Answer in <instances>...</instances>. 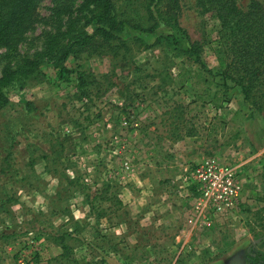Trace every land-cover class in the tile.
<instances>
[{
  "label": "rangeland",
  "instance_id": "obj_1",
  "mask_svg": "<svg viewBox=\"0 0 264 264\" xmlns=\"http://www.w3.org/2000/svg\"><path fill=\"white\" fill-rule=\"evenodd\" d=\"M114 1L129 22L95 52L50 51L71 24L91 31L84 0H37L0 47V75L39 62L0 109V264H250L264 253V111L220 74L221 21L178 0V26L146 32V0ZM205 158L237 172L229 216L197 212L182 183Z\"/></svg>",
  "mask_w": 264,
  "mask_h": 264
},
{
  "label": "trees",
  "instance_id": "obj_2",
  "mask_svg": "<svg viewBox=\"0 0 264 264\" xmlns=\"http://www.w3.org/2000/svg\"><path fill=\"white\" fill-rule=\"evenodd\" d=\"M205 10L215 11L221 21L218 45L215 50L220 74L233 82L245 101L264 111V7L251 6L240 9L236 0H198ZM37 0H0V47L7 46L30 28ZM83 8L89 11L90 32L83 25L71 24L64 32L67 41L50 47L53 57L64 61L68 56H78L89 50L95 52L102 44L110 43L129 20L118 11L114 0H84ZM148 19L152 24L141 31L152 32L158 21L178 26V0H146ZM100 38L97 43L95 38ZM189 51L198 60V47L190 43ZM99 52V51H97ZM39 66L35 58L24 57L15 67L7 65L0 75V109L8 102L7 88L34 74ZM87 75L78 74L80 86ZM264 178V171L262 173ZM250 264L264 261V253H247Z\"/></svg>",
  "mask_w": 264,
  "mask_h": 264
},
{
  "label": "built area",
  "instance_id": "obj_3",
  "mask_svg": "<svg viewBox=\"0 0 264 264\" xmlns=\"http://www.w3.org/2000/svg\"><path fill=\"white\" fill-rule=\"evenodd\" d=\"M181 180L201 213L208 210L215 215L229 216L236 212L241 184L233 167L205 158L183 168Z\"/></svg>",
  "mask_w": 264,
  "mask_h": 264
}]
</instances>
